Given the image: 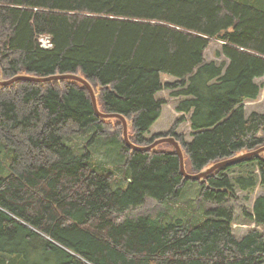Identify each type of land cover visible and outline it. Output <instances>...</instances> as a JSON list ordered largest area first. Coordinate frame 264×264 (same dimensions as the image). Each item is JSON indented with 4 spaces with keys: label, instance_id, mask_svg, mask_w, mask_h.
Instances as JSON below:
<instances>
[{
    "label": "trees",
    "instance_id": "16d2710c",
    "mask_svg": "<svg viewBox=\"0 0 264 264\" xmlns=\"http://www.w3.org/2000/svg\"><path fill=\"white\" fill-rule=\"evenodd\" d=\"M42 35L52 36L51 49ZM214 40L227 64L206 63ZM61 74L90 82L100 111L124 116L135 145L176 138L186 171L200 174L264 147V113L244 110L262 92L264 0H0V80ZM165 88L176 89L190 141L174 131L148 137ZM74 136H92L83 155L65 143ZM102 138L117 155L114 168L94 163L89 148ZM123 141L121 121L98 118L79 83L0 89V142L14 154L8 174L0 164V254L12 255L0 264H31L37 253L46 254L40 264H264V153L189 182L171 145L133 152ZM189 184L218 206L204 222L165 214L119 222ZM239 193L253 201L244 215L256 226L243 237L225 206Z\"/></svg>",
    "mask_w": 264,
    "mask_h": 264
},
{
    "label": "rangeland",
    "instance_id": "374dc122",
    "mask_svg": "<svg viewBox=\"0 0 264 264\" xmlns=\"http://www.w3.org/2000/svg\"><path fill=\"white\" fill-rule=\"evenodd\" d=\"M43 40L47 44V48H44V49L48 50L53 47L51 37H44ZM221 50H222V43L217 40L212 41L208 49L205 52L206 63L215 62L218 65L222 63L227 64L229 60L225 56L217 55V53L221 52ZM174 80H175L174 77L167 76V75L163 76V83H172L174 82ZM257 82L261 84L262 92H261L260 97L257 100L247 101L244 103V110L247 115L253 112L264 113V77L257 80ZM174 91H176V89L174 88L173 89L165 88L164 91H162L161 93H158L157 100H165L166 103L163 106L161 117L152 126L151 131L148 134L149 138L155 137L157 135H163V134L168 135V134H171L172 131H174L177 136L182 137L183 139L188 140V141L191 140L192 129L191 127H189L190 123L188 121V116L184 115L183 113L177 112L176 109L178 107L180 99L178 97L173 96ZM183 116L186 118V120L180 121L179 119ZM128 127H129L128 134L130 135L131 126L129 123H128ZM90 134L93 136L94 131L90 130ZM92 136L88 139H85V137H81V136H74L70 139H67L65 143L68 146L73 147L75 151L78 153V155H83V151H84L83 148L86 145H88ZM162 145L164 144H161L159 146H162ZM168 145H171V144H168ZM110 146L112 145L110 144L109 140L107 141L106 139L102 138L96 141L94 145H92L89 148L92 154H94L93 159H94V163L97 166L101 168L102 167L114 168L115 165L118 163L116 159L117 155L111 149L108 148ZM161 148L168 149V147L166 146H163ZM243 154H246V153H242L240 155H243ZM13 159H14L13 152L9 151L6 148L5 144L0 142V164L6 168V171H5L6 174H8L7 172H9V167L11 163L13 162ZM199 194L200 192L198 191L197 185L189 184L186 190L184 191V194H182L180 197L176 199L170 200L166 205L159 204L153 199H147L141 207L134 208L126 213H123L122 215L118 217V220L119 222H123L126 219H138L142 216H150L152 218H157L159 215L165 214L166 216L169 215V217H167V220H170L172 216L175 219L188 220L191 218L193 221L200 220V219H201L200 221H203V220L205 221V219L208 217V213L214 209H217L218 206L216 204L214 205V204L202 201L199 197ZM261 194H263L262 190L257 189L254 192L253 200ZM243 197H244V194L239 193L238 199L231 200L227 202V204L225 205L227 208L232 207L234 209L235 221L233 224V229H234V234L237 237H243L246 235V233L250 229L256 228L255 224H251L244 215V210L247 212L252 210L253 201H250V202L245 201ZM198 225H200V223L194 226H198ZM259 229L261 228L259 227ZM45 255L46 254L43 255L42 253H37L36 255H34V258L30 259V263L33 264V262H35V264H40V262L43 259L42 256H45ZM3 256L4 254H0V262L2 261L7 262L9 260L8 258L12 257V255H9V253L5 255L8 258L3 257ZM27 257L28 255L23 256L25 260L27 259Z\"/></svg>",
    "mask_w": 264,
    "mask_h": 264
},
{
    "label": "water",
    "instance_id": "95a60500",
    "mask_svg": "<svg viewBox=\"0 0 264 264\" xmlns=\"http://www.w3.org/2000/svg\"><path fill=\"white\" fill-rule=\"evenodd\" d=\"M53 81H60V82L72 81V82H76V83H79L82 86H84L85 89H87L90 93L93 108H94V111H95L96 115L98 116V118H100L102 120H106V121L113 120V119H117V120L121 121V123L123 125L124 144L129 149H131L133 152H151V151H154L161 144H171L173 146V148L176 150V153H177L179 160H180V172H181L182 176L185 178V180H187V181H191V182L202 181V180H204V178L210 176L213 172H215L219 169H222L224 167L233 166L235 164L241 163L245 160H248V159H251L253 157L262 155L264 153V147H262L258 150H255V151L234 157L232 159H228L226 161L219 162V163L213 165L212 167H210L209 169L201 172L200 174L191 175L186 171L185 156H184V152L182 150V147H181L180 143L174 137L160 138L158 140H155L152 144H150L149 146H146V147H140V146L135 145L134 143L131 142V140L129 138V134H128V128L129 127H128L127 119L120 114L102 113L99 109V106H98V97L94 93V90H93L91 84L86 79L81 77L80 75L61 74V75H53V76H49V77H35V76H29V75H19V76H16L10 80H0V89L14 86L19 82H31V83L43 85V84L53 82Z\"/></svg>",
    "mask_w": 264,
    "mask_h": 264
},
{
    "label": "bare ground",
    "instance_id": "6f19581e",
    "mask_svg": "<svg viewBox=\"0 0 264 264\" xmlns=\"http://www.w3.org/2000/svg\"><path fill=\"white\" fill-rule=\"evenodd\" d=\"M44 37H51L52 38V36H50V35H42V36H40L39 38H38V40H39V44H41L40 42H41V40L44 38ZM46 41V40H45ZM49 41H50V39H49ZM47 45V44H46ZM51 49V48H50ZM53 82H57V83H61L60 81H53ZM53 82H51V83H53ZM20 83V82H19ZM90 83V82H89ZM78 84V83H77ZM165 84V83H164ZM92 86V85H91ZM8 88V87H7ZM92 88H93V86H92ZM4 89V88H3ZM93 90H94V93L96 94V92H95V89L93 88ZM86 91L89 93V91L86 89ZM161 93V92H160ZM97 95V94H96ZM89 96H90V93H89ZM90 98H91V96H90ZM91 101H92V99H91ZM162 111H163V108H162ZM96 114V113H95ZM108 114H116V113H108ZM183 115V114H182ZM98 117V116H97ZM129 123V122H128ZM190 125V124H189ZM123 126V125H122ZM190 127V126H189ZM161 134V133H160ZM124 142V141H123ZM249 160V159H248ZM243 163V162H242ZM193 175V174H192ZM190 182V181H189Z\"/></svg>",
    "mask_w": 264,
    "mask_h": 264
},
{
    "label": "built area",
    "instance_id": "2783aa9c",
    "mask_svg": "<svg viewBox=\"0 0 264 264\" xmlns=\"http://www.w3.org/2000/svg\"><path fill=\"white\" fill-rule=\"evenodd\" d=\"M40 43H41V47H42V48H47V45H46V43L44 42L43 39L41 40Z\"/></svg>",
    "mask_w": 264,
    "mask_h": 264
}]
</instances>
